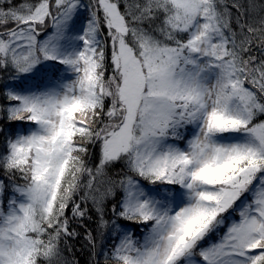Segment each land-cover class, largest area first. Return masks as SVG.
Returning <instances> with one entry per match:
<instances>
[{"label": "snow or ice", "instance_id": "obj_1", "mask_svg": "<svg viewBox=\"0 0 264 264\" xmlns=\"http://www.w3.org/2000/svg\"><path fill=\"white\" fill-rule=\"evenodd\" d=\"M264 264V0H0V264Z\"/></svg>", "mask_w": 264, "mask_h": 264}, {"label": "trees", "instance_id": "obj_2", "mask_svg": "<svg viewBox=\"0 0 264 264\" xmlns=\"http://www.w3.org/2000/svg\"><path fill=\"white\" fill-rule=\"evenodd\" d=\"M82 264H83V261H82Z\"/></svg>", "mask_w": 264, "mask_h": 264}]
</instances>
